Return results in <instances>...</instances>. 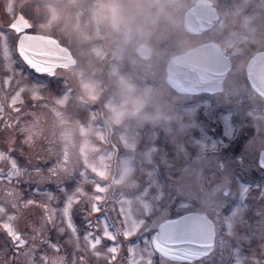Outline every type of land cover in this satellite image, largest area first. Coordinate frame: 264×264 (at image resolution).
Wrapping results in <instances>:
<instances>
[{
  "label": "rangeland",
  "instance_id": "374dc122",
  "mask_svg": "<svg viewBox=\"0 0 264 264\" xmlns=\"http://www.w3.org/2000/svg\"><path fill=\"white\" fill-rule=\"evenodd\" d=\"M47 1L30 0L33 7L26 16L32 20L31 31L49 33L60 37L61 41L65 42L66 46L71 49L77 62L66 71L57 73L63 76H54L49 79L47 98L50 103V122L54 125V127L51 126L50 137L46 141L50 158L45 166L44 177L40 176L41 171L40 174L35 173L34 169L37 167L33 168L29 174L32 175L33 184L35 185L41 183L43 179L46 180L45 184H47L49 194H51V199H49V194L47 198L49 210H55L54 222L48 225L47 239L52 243H58L61 247L60 251L56 252L46 244L49 248L48 257L51 260L53 257L63 256L66 262L68 259L72 262L73 256L67 258L62 252L63 249H67L69 254L72 255L74 244L69 243L71 233L63 222L61 209L67 197L71 196L77 187L81 188V193H77L80 199L73 203L71 215L81 238L82 244L80 243V245L84 247L83 237L87 226V224L85 226L84 218L91 220L93 227H97V232L102 233V225L98 226L99 222L96 217L100 216L101 213H91L90 211V197L96 194L95 184H99V182L105 184L101 183L100 185L105 188L106 196L109 199L106 200L105 204L103 203V206L105 205L110 210V218L118 222L122 219L118 215L119 209L121 207L127 209L128 206L119 203V198H116L117 193L121 192V194L130 197V203L137 202L136 193L132 191L136 187L126 190L122 187L125 180H135L136 185L143 187L149 179V171L156 164L158 178L161 181L173 186V183L177 180L180 184L178 187L183 193L196 196L198 193L196 186L200 184L198 175L201 169L200 160L197 157L192 159L190 156L192 154L189 153L197 146L193 143L194 138L188 136V134L186 138L175 139L170 124L166 125L164 122L163 125H160L157 122L159 118L155 113V110L157 112V109L154 108L155 98L149 97L147 99L148 95H151L148 87L138 90L136 88L135 90L132 84H126L124 87L125 92L115 91L116 93L112 96V99H109L110 101L103 105L105 116L108 118L106 119L117 122L114 124L115 127L110 137V141L115 146L112 151L108 150L110 145L107 146L106 141L101 143L95 141L100 140L101 134L98 133L97 128L91 130L90 121L94 112L87 110L83 105V101L78 102L75 99V87L78 85V90L86 98H95L101 93L98 78H102L107 73H115V70L121 65L133 67V61L136 60L130 53V49H127L130 45L136 46L140 42H149L155 50H158L161 43L170 40L172 36H177L176 40H178V48L180 49L184 45L194 44L196 39L199 42L205 41V36H187L179 24L183 11L187 8L186 5L190 0H182V2L173 0V2L180 1L179 3H182V6L177 10L180 11L177 13L180 18L177 20L178 24L174 27L169 21L156 18L157 16L154 18V13L149 10V3L145 0H100L102 4L100 14L111 29V32L107 35H102L96 28L93 9L95 4L99 3L98 0H60V10L50 6ZM149 1L163 5L161 1L167 0ZM7 5H9V11L6 9ZM12 8L13 6L9 0H0L2 13L6 9L10 14L15 10ZM128 8H131L132 11ZM144 8L148 9L145 13H143ZM241 10L242 7H239L238 3L232 4L228 13V22L224 21L216 29V32L224 31V37L235 39L241 31L250 28L251 19L245 17ZM132 14H134L135 19L131 20ZM132 33L135 34V38L131 36ZM102 38L104 39L101 43L100 39ZM69 42L71 45H67ZM12 43L13 38L9 34L0 35L1 51L3 55L6 52L8 53L5 55L7 57L5 63L11 73L17 77L2 75L3 88L16 89L14 95L20 99L24 92L31 91L37 86H34L36 85L35 82L27 81L25 76L20 74L22 69L18 67L17 60L9 51V46ZM108 49L109 51L106 53L105 51ZM113 50L117 53L118 58L116 59L111 56ZM238 66L241 67V71H244L243 66L240 64ZM117 70L121 72L119 68ZM92 80L96 81L98 85L96 86ZM60 88L63 91H59ZM138 94H141L139 97L145 96V99L138 98L132 105L129 101ZM39 97H41V94H39ZM126 104L127 106H125ZM140 105L144 107L141 108ZM78 106L81 108L82 120L89 122V125L82 122L80 126H77L78 133H76V130L74 132L75 119L69 115L72 119L71 122H67L62 110L69 112V107L76 108ZM138 106H140V109L136 114H133L132 110ZM148 107L151 108V112L148 111ZM182 125L183 123L179 124L180 129L185 130ZM91 131L94 135H98L95 136L97 138L94 140L92 139L93 136L89 137ZM149 131L156 134L155 144L160 149L159 152L154 153L149 146V141L144 137V134ZM135 134H139V136L137 137ZM164 154H167L166 158L170 168L161 161V156ZM50 168L54 169V172H49ZM116 168L119 171L115 173ZM39 169L41 170V167ZM74 169L79 171L75 173ZM48 174L49 177H47ZM75 174L76 179L73 181ZM136 174H140V176L137 177ZM64 179L69 180V183H66L65 186ZM186 182H188V186H186ZM22 196L23 194H18L19 200ZM133 203L131 204L133 211H139V205H133ZM105 210L102 208V212ZM26 212L27 210H23V215ZM176 212L181 213L183 211L172 206L171 202L169 217ZM105 215L108 216V213H105ZM92 220H95V222ZM61 228L65 230L63 232L59 231ZM39 234L41 235L39 236ZM39 234L33 235V237L39 236L38 238L41 240L42 232L40 231ZM130 239L135 241L136 237ZM108 244L109 241L103 240L99 250L103 251V247ZM0 258L4 260L1 252ZM156 259L158 260L159 257H156ZM101 261L102 259L99 263ZM20 262L19 264H21ZM23 263L25 264V261Z\"/></svg>",
  "mask_w": 264,
  "mask_h": 264
},
{
  "label": "flooded vegetation",
  "instance_id": "af4514ba",
  "mask_svg": "<svg viewBox=\"0 0 264 264\" xmlns=\"http://www.w3.org/2000/svg\"><path fill=\"white\" fill-rule=\"evenodd\" d=\"M9 1L15 10L9 14L7 12L9 5H7V10L5 9L4 13H2L3 11L0 9V35L9 34L11 38H13V43L16 44V40L20 34L16 33V31L10 27V24L17 17V15L21 14L28 22H30L29 29L25 32L36 33L31 31V27L33 26L32 20L30 17L26 16L28 12H31L33 5L30 0ZM212 1L218 12V19L209 29L199 34L189 33L185 30L183 26L184 12L191 7V5H193L194 0H190V2L187 3V8L183 11L182 18L179 20V24L182 29H184L187 36L197 37L203 35L205 36V41L199 42L196 39L194 40V44L184 45L179 49L178 40H176L177 36H172L170 40L161 43L160 49L158 50H155L149 42H140L137 43L136 46L130 45L127 49H130V53L136 60L133 61V67L121 65L118 67L121 72H118L117 68L115 73H107L102 78H98L101 93L97 95L99 98L90 101L94 103L92 107L97 108L98 102L101 101L103 97L110 96L111 98L109 99H112V96L116 93L115 91H121V93L125 92V85L132 84L135 90L136 88L138 90L140 88L146 89L148 87L151 95H148L147 99H149V97L155 98L154 108L157 109V112L155 110V113L157 118H159V121L157 122H159L160 125H163L164 122L166 125L170 124L175 139L186 138L188 134V136H191L194 139L198 138L200 136L199 125H203L207 129H214L218 131V122H213V119H209L205 115L206 110L212 111L214 115L223 111L230 116L236 117L237 121L245 127L249 140L252 139V135L255 134L256 129H259V131L264 134V96L254 90L250 84L249 76H255V74L248 73L245 69L247 63L254 55L264 51V0ZM47 2L52 7H55L58 3L56 8L60 10V0H48ZM145 2L149 3V10L154 13V18L157 16L156 18L169 21L172 27L178 24L177 20L180 17L177 13L180 11L177 10L182 6V3H171L169 5L162 6L158 3H152L149 0H145ZM235 3H238L239 7H242L241 11L245 17H249L251 19V24L250 28L241 31L235 39H227L224 37V31L217 33L216 29L224 21L228 22V13L231 10L232 4ZM53 9L55 10V8ZM128 9L132 11L131 8ZM147 10V8H144L143 13ZM132 16L131 20L135 19L134 14H132ZM105 24L108 32H110V27H108L106 22ZM128 32L130 33V30ZM131 36L134 37L135 34L132 33ZM209 41L217 42L223 53L228 56L231 63V68L225 74L222 81L221 89L214 93L205 92L192 95L178 93L169 87L165 80L166 65L168 60L176 54L185 52L186 50ZM13 43L9 47H11ZM67 44L71 43L69 42ZM141 44H145L148 49V52L144 53L143 56L137 53V47ZM113 45L114 43L112 44V48ZM1 50L2 47L0 46V151H3L12 158L16 159L18 166L26 168L27 171L24 175L18 178H13L11 183L7 180L0 181V204H3L9 213L13 211L9 201L13 200L14 196L7 194V192L10 191H14L15 194H23L21 200H19L21 202L28 199L36 202L34 205L27 206L26 208H22L20 210L21 214L14 221V225L17 230L21 232L22 238L27 241V246L30 247L33 244L36 245L34 259L40 261V257L45 253L49 256V248L46 246L47 243L44 242L45 239L48 238L49 223L45 222L43 219L45 212L42 207L44 204H49L47 199L49 191L47 184H45L46 180L44 179L37 185L33 184V178L29 172H31L35 167H41L42 173L40 176L44 177L46 171L45 166L50 158L49 148L46 141H48V138L50 137L51 126L54 127V125L50 122V103L47 98L49 93V77L46 74H36L27 68L22 70L20 74L25 76L27 81H30L31 83L35 82L36 85L41 86L36 87L31 91L28 90L21 95L20 99L17 98L14 95L16 93V89L3 88L2 75H12L11 77L14 75L6 65L5 61L7 60H5V58L7 57L5 54L3 55ZM113 52L114 50L112 53ZM116 58H118V56H116ZM239 64L243 66L244 71H241V67L238 66ZM60 71L66 70H57L58 73ZM57 72L55 73V76H63L58 75ZM14 77L17 78L16 76ZM94 82L97 86V82ZM75 91V99L78 100V102H81L82 94L78 90V85L75 87ZM39 94H41V97H39ZM140 95L141 94H138L136 97H132V100L129 102L134 105L138 98L144 100L145 96L139 97ZM109 99L106 100V104L110 101ZM125 106H127V104ZM140 106L141 108L144 107L143 105ZM140 106L137 107V110L140 109ZM150 107H148L149 112H151ZM69 108V112L62 110V114L65 116L67 122H71L72 117L70 116H73L75 119L74 121L76 122V126L74 125V132L76 130V133H78L77 126H80L82 122L89 125V122L82 120L80 106L76 108ZM137 110H134V114H136ZM115 123L117 122L111 120L90 121V125H92L91 130L97 128V131H99L98 133L101 134L100 140L95 141L103 142L106 139L110 140ZM181 123H183L182 127L185 128V130L180 129L179 124ZM91 136H93L92 139L94 140L97 138L95 136L98 135H94L91 131L89 137ZM189 153L192 154L190 155L192 159L197 157L198 160H200L201 169L198 175L200 183L202 181L216 178V174L213 171V150L210 146L207 148L203 146H196L194 150ZM9 167L10 164L8 160H0V170L7 173ZM76 171L77 170L74 169L75 173H77ZM139 176L140 174H137V177ZM47 177H49V174ZM246 178L253 182H260L261 180H264V176H262L257 170H252L250 177ZM75 179L76 174L73 177V181ZM66 183H69V180L64 179V186ZM186 184V186H188V182H186ZM179 185V182L175 180L173 186L178 187ZM122 187L126 190H131L136 187L135 190H132L135 193L142 188L136 185L135 180H125ZM196 188L198 189L197 195H201L198 185ZM120 195L121 192L117 193L116 198H119ZM252 195L255 196L256 193L253 192ZM201 198L203 199L202 196ZM108 199L109 197L106 196V200ZM248 202L250 204L259 203V201H253L251 199ZM176 203L177 201L174 200L172 202V206L177 207ZM135 204L137 206L139 205L138 202L133 203V205ZM23 210H27L24 215ZM208 212L210 215H215L211 207L208 208ZM175 214L171 217H175ZM180 214H183V212ZM246 218L249 219V222H252L258 217L254 216L253 211L250 209L246 213ZM5 219L6 217L0 214V224H2ZM42 225L41 240L38 238L41 234L33 239V235L37 234L34 229H41ZM241 230L243 231L244 229ZM118 242L122 245L120 256H125L126 252L124 249L126 248V244L123 237H120ZM259 243L260 241L256 239H253L251 244L244 243L243 251L251 255L252 250H255L256 259L264 260V254H262V250L258 247ZM21 251H23V249H21ZM74 251H76V256L78 258L81 253L76 250L75 247L73 249V252ZM0 252L4 257V260H7L9 264H19L20 261L21 264H24V258H21L19 261L15 259V250L12 246V242L7 237L2 227H0ZM62 252L67 258H69V256H73V254H69V250L67 249H63ZM67 264H71L69 259L67 260ZM89 264H97L95 258L90 257ZM99 264H106V262L102 259Z\"/></svg>",
  "mask_w": 264,
  "mask_h": 264
},
{
  "label": "snow or ice",
  "instance_id": "6c2138e0",
  "mask_svg": "<svg viewBox=\"0 0 264 264\" xmlns=\"http://www.w3.org/2000/svg\"><path fill=\"white\" fill-rule=\"evenodd\" d=\"M30 39L31 37H21L20 56L36 73L55 76L52 66L42 62L39 55L31 54V46L26 44V40ZM7 54L6 52L5 55ZM205 115L213 119V122H218V131L199 125L200 136L193 143L205 148L210 146L213 150V171L216 178L202 181L198 185L201 195L185 194L179 187L161 181L158 178L157 165L154 164L148 173L147 184L136 193L139 211L134 212L131 198L121 194L119 203L127 204L128 207L119 209L118 215L122 219L109 223V217L102 212L103 203L106 202V190L102 185L95 184L96 194L90 197V211L101 213L98 226L102 225V233H94L91 230V220L86 218L87 227L83 237L85 246L81 247L78 229L71 215L73 203L80 199L77 193H81V188L77 187L67 197L61 209L63 222L71 233L69 243H73L75 249L81 253L77 258L76 251L73 252L71 264H88L90 257L95 258L97 264L101 259L106 264H264V260L256 259L255 250H252L251 255L243 251L244 243L251 244L256 239L260 241L258 247L264 254V180L253 182L246 178L250 177L252 170H257L264 176V134L256 129L249 140L245 127L236 117L223 111L214 115L210 110H206ZM144 137L154 153L160 151L155 144L154 132L149 131ZM166 156L167 154L161 156V161L170 168ZM0 160H8L10 164L7 173L0 170V181L7 180L11 183L13 178H18L27 171L26 168L18 166L16 159L3 151H0ZM34 171L40 174L41 170L35 168ZM49 172H54V169L50 168ZM253 192L256 193L255 196L252 195ZM7 194L14 196L9 201L13 211L9 213L0 204V214L6 217L0 227L12 242L15 259L19 261L24 258L25 264H67L65 257L56 256L50 260L46 253L40 257V261L34 259L36 245L27 246V241L22 238L14 221L21 214L22 208L36 202L31 199L21 202L14 191ZM250 199L259 203L250 204ZM174 200L183 214L177 212L175 218H168L170 203ZM42 207L45 212L44 221L54 222L55 210L50 211L47 204ZM209 207L215 215L209 214ZM250 209L258 217L252 222L246 218ZM42 227L43 225L41 229L34 231L39 234ZM64 230L59 229L61 232ZM120 237L126 242V255L122 257V245L118 242ZM132 237H136L134 242L130 239ZM35 238L34 236L33 239ZM103 240L110 243L101 251L99 246ZM44 242L56 252L60 251L61 246L58 243L47 239ZM0 264L9 262L0 258Z\"/></svg>",
  "mask_w": 264,
  "mask_h": 264
},
{
  "label": "water",
  "instance_id": "95a60500",
  "mask_svg": "<svg viewBox=\"0 0 264 264\" xmlns=\"http://www.w3.org/2000/svg\"><path fill=\"white\" fill-rule=\"evenodd\" d=\"M214 19L212 3L209 0H197L185 12L184 27L188 32L200 33L209 28ZM12 27L19 32L28 26L17 18ZM21 37H31L26 40V44L31 46V54L39 55L40 60L52 66L54 70L57 67L67 68L74 63L67 48L55 39L42 35L22 34L17 43L18 53ZM147 50L146 45H140L137 51L142 55L147 53ZM229 68L230 62L219 47L214 43H205L172 57L166 67V81L180 92H212L221 89L223 77ZM247 71L255 74L250 77L252 86L264 96V52L251 59Z\"/></svg>",
  "mask_w": 264,
  "mask_h": 264
}]
</instances>
